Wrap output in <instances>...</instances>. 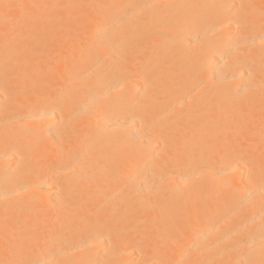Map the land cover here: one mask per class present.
<instances>
[{
    "label": "bare ground",
    "instance_id": "1",
    "mask_svg": "<svg viewBox=\"0 0 264 264\" xmlns=\"http://www.w3.org/2000/svg\"><path fill=\"white\" fill-rule=\"evenodd\" d=\"M0 264H264V0H0Z\"/></svg>",
    "mask_w": 264,
    "mask_h": 264
}]
</instances>
